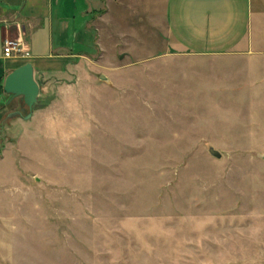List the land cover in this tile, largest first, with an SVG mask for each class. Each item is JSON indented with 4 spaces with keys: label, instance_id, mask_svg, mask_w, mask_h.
<instances>
[{
    "label": "rangeland",
    "instance_id": "obj_1",
    "mask_svg": "<svg viewBox=\"0 0 264 264\" xmlns=\"http://www.w3.org/2000/svg\"><path fill=\"white\" fill-rule=\"evenodd\" d=\"M158 1L96 0L67 77L9 105L0 264H264L260 63L163 54Z\"/></svg>",
    "mask_w": 264,
    "mask_h": 264
},
{
    "label": "crops",
    "instance_id": "obj_2",
    "mask_svg": "<svg viewBox=\"0 0 264 264\" xmlns=\"http://www.w3.org/2000/svg\"><path fill=\"white\" fill-rule=\"evenodd\" d=\"M95 1L0 0V130L9 105L19 98L5 92L7 76L31 63L37 80L67 77L71 62L94 42L87 16ZM158 5L165 23L163 54L256 60L253 77H264V0H160ZM7 39L20 41L28 55L6 57Z\"/></svg>",
    "mask_w": 264,
    "mask_h": 264
},
{
    "label": "water",
    "instance_id": "obj_3",
    "mask_svg": "<svg viewBox=\"0 0 264 264\" xmlns=\"http://www.w3.org/2000/svg\"><path fill=\"white\" fill-rule=\"evenodd\" d=\"M102 78L105 79L104 76ZM4 90L13 98L21 97L22 101L32 110L40 93V85L35 78L33 65L27 63L11 72L5 80ZM209 151L216 158L222 157V154L214 147H210ZM262 158L264 159V155Z\"/></svg>",
    "mask_w": 264,
    "mask_h": 264
},
{
    "label": "built area",
    "instance_id": "obj_4",
    "mask_svg": "<svg viewBox=\"0 0 264 264\" xmlns=\"http://www.w3.org/2000/svg\"><path fill=\"white\" fill-rule=\"evenodd\" d=\"M4 54L6 57H14L28 55V52L20 41L7 39L4 42Z\"/></svg>",
    "mask_w": 264,
    "mask_h": 264
}]
</instances>
